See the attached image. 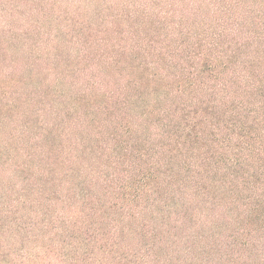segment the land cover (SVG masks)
Here are the masks:
<instances>
[{
	"label": "trees",
	"instance_id": "16d2710c",
	"mask_svg": "<svg viewBox=\"0 0 264 264\" xmlns=\"http://www.w3.org/2000/svg\"><path fill=\"white\" fill-rule=\"evenodd\" d=\"M0 264H264V0H0Z\"/></svg>",
	"mask_w": 264,
	"mask_h": 264
}]
</instances>
